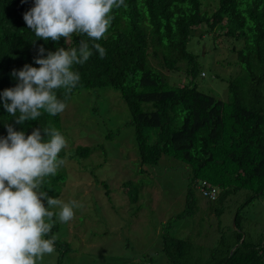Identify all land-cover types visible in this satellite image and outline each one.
Here are the masks:
<instances>
[{
    "label": "trees",
    "instance_id": "obj_1",
    "mask_svg": "<svg viewBox=\"0 0 264 264\" xmlns=\"http://www.w3.org/2000/svg\"><path fill=\"white\" fill-rule=\"evenodd\" d=\"M33 3L0 0V93L16 85L13 69L25 64L39 67L34 59L40 46L46 56L58 47H78L80 40L88 41L93 55L85 64L74 65L81 79L66 105L82 90L112 88L120 93L131 113L140 166L155 167L167 156L188 171L187 209L177 219L192 211L195 184L200 187L205 182L219 192L217 201L205 198L219 216L224 206L216 204L238 193L246 198L235 213V226L232 223L230 234L220 237L208 260L193 263L190 258L196 252L191 243L170 238L163 245L168 263L264 264V226L256 236L241 216L245 206L264 198V0H125L126 7L113 9L105 38L92 41L74 34L67 43L64 38L46 42L28 29L23 14ZM203 41L229 56L226 65L231 71L222 77L228 93L225 101L198 88L196 80L204 78V66L190 48ZM93 43L105 48L103 59ZM172 76H176L173 81ZM177 77H183L182 85H177ZM57 95L63 99V90ZM6 124L26 136L34 128L55 127L65 137L61 113L51 116L42 111L36 121L17 124L0 100V137L8 134ZM92 153L79 146L69 158L84 160ZM59 158H66L63 150ZM66 182L63 165L55 176L45 177L41 190L62 199ZM129 183H124L125 192L136 205L142 186L130 191ZM105 190L109 194L108 186ZM54 220L52 235L60 227ZM71 249L56 240L57 264H63Z\"/></svg>",
    "mask_w": 264,
    "mask_h": 264
},
{
    "label": "rangeland",
    "instance_id": "obj_2",
    "mask_svg": "<svg viewBox=\"0 0 264 264\" xmlns=\"http://www.w3.org/2000/svg\"><path fill=\"white\" fill-rule=\"evenodd\" d=\"M190 49L204 66L205 78L196 80L199 90L227 100L222 77L227 78L231 71L226 65L229 56L206 41L194 42ZM177 78V85H182L183 77ZM61 119L67 141L63 150L67 182L61 200H76L83 205L74 209L71 221L58 220L59 230L53 234L72 247L63 264H169L163 245L164 239L170 238L190 242L196 252L191 261L204 262L220 237L230 234L228 228L232 223L235 226L234 216L246 202L245 196L238 193L216 204L217 208L224 206L219 216L195 184L192 211L177 219L187 209L188 171L167 156L155 167L140 166L131 113L120 93L112 88L77 92ZM79 146L93 153L84 160L69 158ZM126 182H130V191L142 186L136 205L125 192ZM241 216L259 235L264 226V198L245 206ZM57 259L54 251L37 264H57Z\"/></svg>",
    "mask_w": 264,
    "mask_h": 264
},
{
    "label": "clouds",
    "instance_id": "obj_3",
    "mask_svg": "<svg viewBox=\"0 0 264 264\" xmlns=\"http://www.w3.org/2000/svg\"><path fill=\"white\" fill-rule=\"evenodd\" d=\"M27 2L21 0V4ZM122 6L126 7L125 0H34L23 20L46 42L64 38L67 43L74 34L99 41L112 24L113 9ZM92 48L101 59L106 56L99 43ZM45 52L40 46L34 59L38 68L25 64L13 69L16 85L0 93L4 109L17 124L36 121L42 111L51 116L64 112L66 100L81 79L74 65L85 64L93 55L86 40H80L78 47H58L46 56ZM59 90L63 99L58 98ZM5 127L8 134L0 137V264H37L55 251L54 217L67 223L74 209L83 205L76 200L66 203L41 190L45 177L55 176L66 163L59 158L67 147L64 135L55 127L34 128L27 136L11 124Z\"/></svg>",
    "mask_w": 264,
    "mask_h": 264
},
{
    "label": "built area",
    "instance_id": "obj_4",
    "mask_svg": "<svg viewBox=\"0 0 264 264\" xmlns=\"http://www.w3.org/2000/svg\"><path fill=\"white\" fill-rule=\"evenodd\" d=\"M201 194L204 198H208L211 200H216L218 197V191L212 190L210 186H208L205 182L200 186Z\"/></svg>",
    "mask_w": 264,
    "mask_h": 264
}]
</instances>
